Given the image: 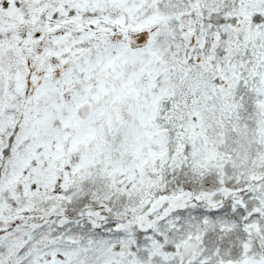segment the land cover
Returning <instances> with one entry per match:
<instances>
[{"label": "snow or ice", "instance_id": "6c2138e0", "mask_svg": "<svg viewBox=\"0 0 264 264\" xmlns=\"http://www.w3.org/2000/svg\"><path fill=\"white\" fill-rule=\"evenodd\" d=\"M0 264H264V0H0Z\"/></svg>", "mask_w": 264, "mask_h": 264}]
</instances>
